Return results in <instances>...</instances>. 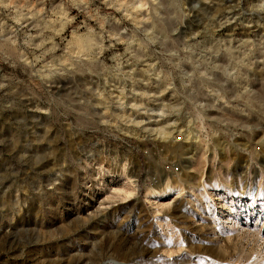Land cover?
I'll use <instances>...</instances> for the list:
<instances>
[{"label":"rangeland","instance_id":"obj_1","mask_svg":"<svg viewBox=\"0 0 264 264\" xmlns=\"http://www.w3.org/2000/svg\"><path fill=\"white\" fill-rule=\"evenodd\" d=\"M0 264H264V0H0Z\"/></svg>","mask_w":264,"mask_h":264},{"label":"bare ground","instance_id":"obj_2","mask_svg":"<svg viewBox=\"0 0 264 264\" xmlns=\"http://www.w3.org/2000/svg\"><path fill=\"white\" fill-rule=\"evenodd\" d=\"M74 45H76L77 46V48H83L84 47V44H83V42H81V41H79V42H77L76 44H74ZM90 47V46H89ZM84 49V48H83ZM82 49V50H83ZM88 50V49H87ZM85 51V50H84ZM36 60V59H35ZM34 60V61H35ZM43 68V67H42ZM171 188L170 189H168L167 187H164L163 189H160V191H155V190H153V189H151L150 191H149V195L150 196H157V195H161V194H168V193H171ZM131 194H132V192H131Z\"/></svg>","mask_w":264,"mask_h":264}]
</instances>
